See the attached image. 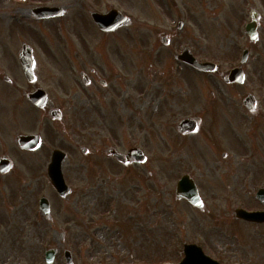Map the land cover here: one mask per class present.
I'll return each mask as SVG.
<instances>
[{
    "label": "rangeland",
    "instance_id": "rangeland-1",
    "mask_svg": "<svg viewBox=\"0 0 264 264\" xmlns=\"http://www.w3.org/2000/svg\"><path fill=\"white\" fill-rule=\"evenodd\" d=\"M166 1L0 0V54L5 41L14 50L13 57L22 42L31 45L38 84L48 96L38 128L33 119L37 110H31L29 120L28 104L16 98L18 92L11 91L8 98L0 95V155L7 154L13 163L7 174H0V264H45L48 248L57 250L51 264H65L63 250L71 252L74 264L175 263L182 244L200 242L211 251L214 239L246 258L253 254L258 264H264V227L233 216L238 207L264 206L254 195L264 187V160L245 155L240 140L221 148L230 156L217 172L224 174L222 189L213 190L216 194L204 189L200 196L205 207L195 208L176 200L174 189L183 174L203 186L210 180L209 146L191 142V148L168 147L174 131L163 127L165 116L179 120L187 113L184 110L220 98L213 84L189 70L175 79V54L189 48L199 61L215 62L221 71H228L238 26L248 20L246 12L243 17L238 12L252 0H245L246 6L239 0H175L172 11L166 9ZM253 2L259 5L258 0ZM39 5L66 10L59 18L40 21L22 13V8ZM110 8L127 15L130 23L102 36L89 13ZM178 21L183 23L180 30ZM262 24L257 39L249 44L243 85L233 90L237 96L252 93L260 110L264 109ZM162 36L168 38L166 45ZM88 68H99V77L110 79L107 90L114 92L109 101L114 110L97 104L106 90L97 83L95 92L87 94L79 72L88 74ZM15 78L26 86L20 72ZM87 95L89 108L84 105ZM49 108H58L61 118L49 121ZM170 110L178 114L170 116ZM243 120L242 131L247 133L249 121ZM29 131L42 136L40 147L30 153L13 142L16 134ZM255 135L259 138L255 144L264 152L263 137L258 131ZM107 146L121 152L138 147L146 161L119 164L104 155ZM81 147L89 154L83 155ZM52 149L67 153L63 173L72 191L65 198L56 194L47 176ZM41 196L49 200L50 221L38 209Z\"/></svg>",
    "mask_w": 264,
    "mask_h": 264
},
{
    "label": "flooded vegetation",
    "instance_id": "flooded-vegetation-1",
    "mask_svg": "<svg viewBox=\"0 0 264 264\" xmlns=\"http://www.w3.org/2000/svg\"><path fill=\"white\" fill-rule=\"evenodd\" d=\"M234 1V0H231ZM240 3L243 5L245 4V0H239ZM259 5L256 6L255 2L250 3L249 5L245 4V8H241L239 10V14L242 15V17L246 14L248 15V20H245L242 22L241 26H238V36H236L235 41L231 45V56L233 63L230 67L229 71L238 65V60L240 57V54L243 50L249 49V37L246 33V24L250 20V15L254 17L257 23V30H259L263 27L262 22L264 21V0H258ZM166 9L168 11H172L173 4H176L175 0H168L165 3ZM111 9V8H110ZM245 9V10H244ZM105 12V11H104ZM22 13H24L27 16L31 15V7L28 8H22ZM175 12H170V14H173ZM36 21H40L39 19H35ZM119 29L105 33L101 32L102 36H107L109 34H112L114 32H117ZM167 37V36H166ZM6 42V41H5ZM2 44V51L0 54V95L2 94V98H8V94H11L15 91L18 95L16 96L17 99H21L22 101L27 102L28 106V119L30 120L32 113L31 110H37V115L33 118L34 124H38V128H40V111L41 109L36 108L30 101L26 99V95L28 93H32L36 91L37 89H40V84H38L37 75L35 72V64H36V58L34 55L33 47L29 45L27 42H22L21 46L24 44H28L30 46L31 51V57H32V80H27L21 70L20 64L18 62V51L16 54H14L13 57V51L9 50L8 44ZM6 49V50H5ZM234 58V59H233ZM13 60V61H12ZM17 60V63L15 61ZM12 63V64H11ZM177 71L175 72L176 76L175 79L180 80V76L185 70H189L192 74L196 76H200L201 78L208 80L211 84L214 85L216 90L218 91L219 99L216 98L212 103L205 102L200 108H188L184 110L185 114H181L182 118H192V120H195L197 122L196 127L194 131L192 132H181L178 130V123L181 119L175 120L169 118H164L163 127L164 130H168L169 132L171 130L174 131L172 134V138H169L167 141L168 147H176L177 145L179 147H192L193 145L198 144V142L204 143L207 146H209V168L206 169V171L209 169L211 170L210 180H207V183L204 184V187L202 183H198L195 181L196 187L198 189L199 195L201 193L203 194V190L206 189L208 191H213L218 189L219 187L222 189V184H224L223 175H218L217 172L220 170L222 164H227L230 156L226 151L221 150V148L225 146H232L234 142L239 141L240 148L245 151V155L251 156L254 160L257 159H263L264 160V152L261 151L260 146L258 147L255 144V140L259 139L258 135L256 136L255 133L258 131L259 134L264 139V109H258L256 108V101H255V108L248 109L245 107L244 99L247 95H249V92H245L244 94H240L237 96L233 90L236 89L238 86H242L243 83H234V82H225L223 80L224 75L228 72L221 71L218 67L213 73H203L200 71H197L196 69L183 64V63H177ZM245 64L241 65L240 68L243 72V75H245ZM183 70V71H182ZM22 74V77L24 78V81L26 82L25 85H21L18 82V79L15 78L17 74ZM83 71L80 70L79 74ZM17 73V74H16ZM85 73V72H84ZM99 68H88V74L85 73L84 75V82L86 85H83L84 88L87 90V94L94 93L95 87L94 84L97 83L102 90L106 89L105 92H102L101 97H99L98 103L101 108L104 110L110 111L111 109L114 110V105L110 103L109 101L114 100L113 93L107 90L110 86V79L105 80L101 79L99 77ZM15 76V77H14ZM23 81V82H24ZM24 82V83H25ZM23 83V84H24ZM114 87V86H113ZM213 94V93H212ZM16 95V94H15ZM113 95V96H112ZM109 97H111L109 99ZM89 97L87 95V98H85V102H87V108L90 107L89 104ZM100 102V103H99ZM9 110V109H8ZM19 111V109H17ZM85 110V109H84ZM183 109H179L176 111H180ZM10 111V110H9ZM173 113L170 116H176L178 113H175V110H170ZM169 111V112H170ZM35 112V111H34ZM171 113V112H170ZM10 116V114H9ZM17 119V115L15 116ZM243 118L247 119L249 121L248 131L247 133L242 131V127H246L244 124ZM20 120V118H19ZM89 127V126H88ZM263 129V130H262ZM240 131L239 134H235L237 131ZM30 132V131H29ZM40 133V132H39ZM19 134V133H18ZM17 135V134H16ZM15 135V136H16ZM239 135V137H237ZM13 137V140L15 138ZM191 142H193V145H191ZM204 149V153L208 154V149L205 146H202ZM21 150V149H20ZM206 150V151H205ZM23 152H28L25 150H21ZM195 152V151H194ZM89 152L85 153V155H88ZM3 155V154H1ZM110 157V156H109ZM204 157V156H203ZM202 158V157H201ZM216 164L217 169H216ZM217 177V180L215 179ZM194 179V178H193ZM213 193L216 194L215 191ZM221 193V192H220ZM223 197L224 195H221ZM201 197V196H200ZM259 203L264 205V195L263 198L259 200ZM205 207L202 203L201 208ZM261 211H264V206L261 207ZM244 224L248 225H258L263 226L264 223L261 224H254V223H248L241 221ZM214 238H211L213 240ZM201 244L202 250L204 251L205 255L210 257L211 259L217 261L218 264H258V257H254L252 254L250 258H246L242 255V253H236L231 252L230 249L225 245L221 246L220 243L217 242L216 239H214L213 245L214 248L210 251L209 249L204 247V244ZM214 250L216 252L214 253Z\"/></svg>",
    "mask_w": 264,
    "mask_h": 264
},
{
    "label": "water",
    "instance_id": "water-1",
    "mask_svg": "<svg viewBox=\"0 0 264 264\" xmlns=\"http://www.w3.org/2000/svg\"><path fill=\"white\" fill-rule=\"evenodd\" d=\"M35 15L39 18H47L53 16H59L63 13V8H49V7H41L36 8L33 10ZM94 21L97 25L105 30L110 31L117 28L120 25L126 24L128 22V18L121 15L118 11L112 10L108 14L100 15V14H92ZM254 26L252 25V28ZM250 29V27H249ZM250 36L252 39L255 38L256 34L255 31H249ZM20 62L23 67L25 75L31 79V66H32V58L30 53V48L23 46L20 51ZM184 62L191 64L192 66L200 69V70H213L214 65L211 63H198L192 55L189 53L188 50H185L181 55L178 56ZM238 80V79H237ZM241 81V80H239ZM28 98L31 99L37 106H43L46 101V94L43 91H40L35 94L28 95ZM248 105V104H247ZM251 107V105H250ZM49 115L51 118H59L60 113L56 109H52L49 111ZM195 122L191 119H184L180 122V128L183 131H191L194 129ZM16 143L18 146L24 149H33L39 144V136L37 135H19L16 137ZM107 154H112L117 160L121 162H128V161H143L144 155L139 149L133 148L129 150L126 155L120 154L115 151L113 148H108L105 151ZM65 158V154L59 150H54L52 153L51 163L48 166V174L51 179V184L55 188V190L62 196L65 197L69 193V188L65 185L63 176L61 173V164ZM11 166L8 159L5 157L0 158V171L4 173L9 169ZM176 197H184L186 198L191 204L198 206L199 205V198L197 195V191L195 188L194 183L189 179L188 176H184L178 183L176 188ZM40 207L43 209L44 214L48 216L49 214V204L46 199H42L40 201ZM236 216L238 218H242L248 221H257L262 222L264 221V213L256 212V213H249L243 210H236ZM195 246H186L185 247V258L183 262L180 264H207L204 262L205 257L201 253V251H195ZM55 250H50L46 253V261L47 263H51L54 259ZM64 256L66 258V264H73L72 258L69 251L64 252ZM207 259V258H206Z\"/></svg>",
    "mask_w": 264,
    "mask_h": 264
}]
</instances>
